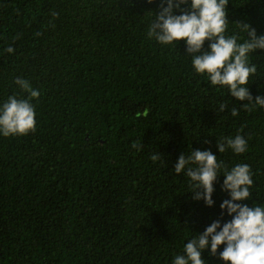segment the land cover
Instances as JSON below:
<instances>
[{"label":"trees","instance_id":"obj_1","mask_svg":"<svg viewBox=\"0 0 264 264\" xmlns=\"http://www.w3.org/2000/svg\"><path fill=\"white\" fill-rule=\"evenodd\" d=\"M160 5L0 0V106L28 98L17 77L41 93L31 101L36 131L0 134V264H172L211 223L232 219L220 207L230 199L223 175L209 207L175 173L180 155L195 150H210L229 169L250 165L251 199L237 203L264 206V109L233 117L231 107L248 101L196 74L183 40L148 39ZM227 13L230 24L264 35V0H229ZM252 60L254 100L264 97V50ZM225 101L229 109L218 112ZM238 133L249 138L248 151L220 153L218 140ZM224 247L205 249L206 264H225Z\"/></svg>","mask_w":264,"mask_h":264},{"label":"clouds","instance_id":"obj_2","mask_svg":"<svg viewBox=\"0 0 264 264\" xmlns=\"http://www.w3.org/2000/svg\"><path fill=\"white\" fill-rule=\"evenodd\" d=\"M185 4L188 0H161L159 13H152L148 39H154L162 46L176 45L183 40L186 57L191 58L196 74L206 77L210 86L217 90L226 88L236 100L248 101L240 108L231 107L233 117L239 116L241 110L264 109V97L256 96L253 100L248 88L259 75L252 54L257 49L264 50V35L258 36L247 22L230 24L227 18L229 0H190L188 10L181 8ZM174 9L181 14H174ZM229 25L233 27L230 29ZM205 41L209 42L210 51L203 50ZM5 51L13 53L15 49L9 46ZM14 83L28 93V98L9 96L0 106V134L4 137L24 136L36 131V112L31 101L38 100L41 93L26 79L17 77ZM227 109V101L219 103L218 112ZM248 139L239 133L235 137H223L218 140L217 148L220 153L231 149L236 155L244 154L248 151ZM142 147L139 142L132 143L134 149ZM151 159L155 162L159 156L153 155ZM174 171L189 178L193 198L203 199L209 207L214 204V182L223 175L222 188L229 193L230 199L224 200L220 207L227 210L232 219L223 226L219 220L211 223L202 234L184 245V254L176 255L172 264H206L202 252L210 247L211 254L216 255L221 245L225 247L219 257L225 264H264V206L254 204L249 207L237 203L251 199L250 189L254 185L251 166L237 163L229 169L210 150H195L187 157L181 154ZM200 188L203 192L198 191Z\"/></svg>","mask_w":264,"mask_h":264}]
</instances>
